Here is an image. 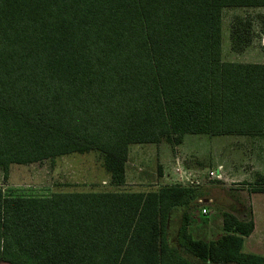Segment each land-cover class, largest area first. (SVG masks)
<instances>
[{"label": "trees", "instance_id": "obj_1", "mask_svg": "<svg viewBox=\"0 0 264 264\" xmlns=\"http://www.w3.org/2000/svg\"><path fill=\"white\" fill-rule=\"evenodd\" d=\"M263 8L264 0H0L5 178L12 165L94 152L121 186L134 146L258 133L264 65L223 62L222 44L226 9ZM252 25L235 18L234 51ZM204 199L200 185L179 183L48 197L0 189V262L264 264L243 250L251 217L225 212L219 239H195L191 213ZM181 208L172 246L169 219Z\"/></svg>", "mask_w": 264, "mask_h": 264}, {"label": "rangeland", "instance_id": "obj_2", "mask_svg": "<svg viewBox=\"0 0 264 264\" xmlns=\"http://www.w3.org/2000/svg\"><path fill=\"white\" fill-rule=\"evenodd\" d=\"M247 16L253 20L252 31L248 42L247 39L240 41L243 47L240 52L242 53L251 45L252 39L260 37L259 31L264 30V8L226 9L223 30L224 47L230 43V27L235 18L244 19ZM263 46L264 41L255 42L253 47L244 54L232 56L230 44H228L225 59L257 61L259 55L264 52ZM214 148L209 143L201 142L197 136H187L186 144L177 148L165 143L134 146L127 164L125 183L121 186L112 184L111 176L104 167L103 156L94 152L63 156L30 165H12L6 178L3 169L0 168V189L8 196L23 197H48L55 193L72 192H150L176 185L178 171L184 172L185 166L199 170L200 167L207 165L203 171H206L209 176L204 178V186H200L205 199L202 203L198 202L191 213L193 219L191 233L195 239L216 241L223 235L222 220L225 212H235L239 218L247 220L250 217L255 219V215L259 224L256 237L260 240V246L254 250L264 253V192H257L258 186H248L250 182L247 181V177L237 178V174H234L237 172L234 170L226 171V183L218 184V179L210 173L214 172L212 171L214 164L211 163L212 165L208 166L210 154L213 153ZM215 158L214 155L213 163L217 162ZM204 210L208 213L205 214ZM183 212V208L176 210L169 219L168 239L172 246H178V232ZM205 229L208 230V235L204 233ZM0 264L8 263L0 262ZM197 264L203 263L197 262Z\"/></svg>", "mask_w": 264, "mask_h": 264}, {"label": "crops", "instance_id": "obj_3", "mask_svg": "<svg viewBox=\"0 0 264 264\" xmlns=\"http://www.w3.org/2000/svg\"><path fill=\"white\" fill-rule=\"evenodd\" d=\"M259 33H260V37L259 38L257 37L254 40L252 39L251 45H249V47H247V49L243 51L242 53L236 52L232 49L231 39H229L230 43H227L226 46L230 44V51L232 52L231 55L232 56L242 55L248 50H250L253 47L255 42L256 43L261 42V41L263 42L264 41V30L259 31ZM226 46L224 47V44H222L223 62L264 65V52L262 53V55H259V59L257 61H253V62L226 60L225 50L226 48H228ZM263 49H264V46H263ZM258 127H259L258 133L257 131H254L248 135H227V136H218V137H213L209 135H187V136H197L201 142L209 143L210 146L215 147L213 150V153L211 151L210 152L211 154L215 155L216 157L215 159L217 160L218 163L217 162L213 163L212 159L214 155L212 156L210 154V158H209L210 160H209L208 166L211 163L214 164L212 171L215 172L217 170L216 174L219 173V169L221 168L220 172L222 174V178L217 180L218 184L226 183L225 182L227 181L226 171L234 170L237 172V173H234V174H237V178L241 176L247 177V181L250 182L248 186H264V185H261L263 183L261 181L264 180V128L261 129L260 126ZM187 136H185L184 141L180 145V147H183L186 144ZM192 138H195V137H192ZM206 166L207 165L200 167L199 170L198 168L193 169V168H189L186 166L183 167V169L187 172L196 174L197 176H199L200 180L203 177V179L201 180L200 186H204L205 184L204 178L209 176V174H207L206 171H203L206 169L205 168ZM173 177H174V173L172 175V178ZM249 201L251 205V196L249 198ZM232 213L237 216L235 212H232ZM254 214L255 213L253 212V215ZM254 218H255L254 219L255 220V230L252 233V235L245 238L243 250L246 253L255 254V255L264 257V253H258V252H255L254 250L258 246H260V240H258V238L256 237L257 236L256 232L258 230L259 224L257 222L255 215H254ZM204 231H205L204 233L208 235L207 234L208 230L206 231L205 229Z\"/></svg>", "mask_w": 264, "mask_h": 264}, {"label": "built area", "instance_id": "obj_4", "mask_svg": "<svg viewBox=\"0 0 264 264\" xmlns=\"http://www.w3.org/2000/svg\"><path fill=\"white\" fill-rule=\"evenodd\" d=\"M221 168L219 169V173L215 174L214 172H211V176L215 177L216 179H221L222 178V174H221ZM178 182L179 184H183V185H191V186H199L201 185V180L199 178V176H197L196 174L187 172L184 170V172H180L178 171ZM201 203L203 202L202 200L200 201ZM205 214L208 213L206 210L203 211Z\"/></svg>", "mask_w": 264, "mask_h": 264}]
</instances>
